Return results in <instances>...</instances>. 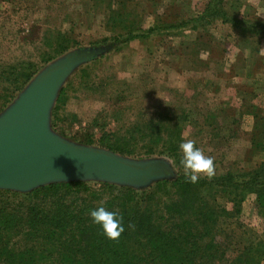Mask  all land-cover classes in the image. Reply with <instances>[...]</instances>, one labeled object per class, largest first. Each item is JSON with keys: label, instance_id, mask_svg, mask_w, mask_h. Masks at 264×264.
<instances>
[{"label": "rangeland", "instance_id": "rangeland-1", "mask_svg": "<svg viewBox=\"0 0 264 264\" xmlns=\"http://www.w3.org/2000/svg\"><path fill=\"white\" fill-rule=\"evenodd\" d=\"M54 1L59 3L27 0V5L2 4L0 0V61L35 59L45 49L38 38L42 29L54 27L65 31L76 44L41 63L36 74L73 50L99 49L92 59L74 68L60 87L49 117L55 134L76 144L121 154L105 147L100 137L102 132L124 133L136 120L138 111L150 116L184 108L182 112L199 123L208 109H214L220 121L219 131L209 133L208 127L203 126V131L194 135L190 122H181L182 142L193 140L212 158L215 175L231 172L237 183L248 179L264 162V149L251 148V141H258L264 122L250 112L239 116L236 108L247 92L245 108L250 110L253 105L258 115L264 114V30L257 34L248 30L249 25H242V20L264 21V0H135L127 3V9L135 12L142 30L155 24L160 28L148 37L125 44L110 39L112 32L105 26L103 15L91 10L90 0H61L62 4ZM210 2L224 7L228 17L241 21L235 24L230 18H206ZM169 24L178 26L168 28ZM105 37L108 38L102 42ZM24 87L9 102L4 104L0 99V113ZM63 87H67V98L58 114L52 115ZM124 88L125 96L117 95V90ZM227 101L231 104L229 109L234 110L224 113L220 105ZM190 106L197 109L196 113ZM115 109L120 111L118 115ZM234 117L237 120L232 123ZM121 155L134 160H162L170 169L168 178L179 174L174 159L164 154H145L137 149ZM84 182L97 186L104 181ZM228 190L216 187L211 198L230 213L209 221L222 250L210 260L213 263L207 264H229L228 259L238 251L256 245L257 250L249 252L254 257L249 259L264 253V208L258 207V196L247 193L242 201H235L244 188L230 186ZM259 262L264 264V256Z\"/></svg>", "mask_w": 264, "mask_h": 264}, {"label": "trees", "instance_id": "trees-1", "mask_svg": "<svg viewBox=\"0 0 264 264\" xmlns=\"http://www.w3.org/2000/svg\"><path fill=\"white\" fill-rule=\"evenodd\" d=\"M15 1L1 0L2 4ZM26 1L17 0L15 3L27 5ZM134 1L90 0L91 10L103 15L105 26L112 32L110 39L125 44L136 38L148 37L160 28L155 24L142 30L135 12L127 9V3ZM208 6L206 18L220 17L223 21L230 18L235 24L241 21L234 16L228 17L224 7L211 2ZM242 25H249L248 30L257 34L264 30V21L261 20H242ZM171 26L178 25H167L168 28ZM38 38L45 49L38 52L37 59L0 61V99L4 104L27 84L41 63L52 60L76 44L65 31L56 27L53 30L42 29ZM129 86L125 84V87ZM66 91L67 87L60 90L52 115L58 114L60 105L67 98ZM123 92L126 93V88L117 90V95L124 97ZM247 96L248 93L244 92L241 104L236 107L239 116L250 112L254 118L264 122V114L258 115L255 106H250V110L245 108ZM220 107L224 113L234 110L229 109L231 104L228 101ZM183 109L163 110L150 116L138 111L136 120L124 133L102 132L100 137L105 147L121 154H132L140 149L145 154L157 153L173 158L179 174L172 179H158L143 189L108 182H100L96 186L84 181L49 183L26 192L0 189V264L213 263L212 259L222 248L221 244L217 246L219 242L209 227V221L215 222L220 214L230 213L211 201L215 196L213 191L216 192V187L229 191L230 186H241L244 192L235 201H242L244 194L254 193L261 202L258 207L264 208V162L248 179L238 183L231 172L214 175L210 179L201 177L195 184L186 182L178 147L182 142L181 122H190L195 135L203 131V126L208 127L209 133L215 132L214 129L219 131L220 121L214 109H208L199 123L183 113ZM196 110L192 112L196 113ZM115 111V115L120 112ZM236 120L234 117L231 121ZM195 146L199 148L197 143ZM251 148L264 149V124L258 141H251ZM100 204L122 215L125 231L119 238H106L99 226L92 224L89 210ZM261 212L264 216V211ZM129 223L134 227L129 228ZM256 250L257 245L247 251H238L228 259L229 264H260L263 252H259L257 258L249 259L254 257L249 252Z\"/></svg>", "mask_w": 264, "mask_h": 264}, {"label": "water", "instance_id": "water-1", "mask_svg": "<svg viewBox=\"0 0 264 264\" xmlns=\"http://www.w3.org/2000/svg\"><path fill=\"white\" fill-rule=\"evenodd\" d=\"M98 52L77 49L48 64L0 113V189L26 192L90 179L141 188L168 178L170 169L162 160L130 159L73 143L50 129V110L63 82Z\"/></svg>", "mask_w": 264, "mask_h": 264}, {"label": "clouds", "instance_id": "clouds-1", "mask_svg": "<svg viewBox=\"0 0 264 264\" xmlns=\"http://www.w3.org/2000/svg\"><path fill=\"white\" fill-rule=\"evenodd\" d=\"M181 152L180 165L184 170L185 181L197 183L201 175L209 179L215 175V165L211 157L195 146L193 140H186L179 144ZM92 224L99 226L103 235L108 239H117L125 231L122 215L117 210H109L100 204L89 210ZM129 228L134 225L129 223Z\"/></svg>", "mask_w": 264, "mask_h": 264}]
</instances>
